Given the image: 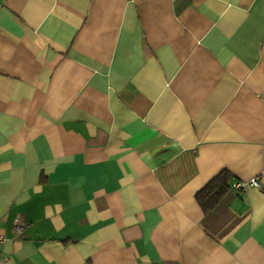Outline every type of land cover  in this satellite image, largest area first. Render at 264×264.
<instances>
[{
    "label": "crops",
    "instance_id": "crops-1",
    "mask_svg": "<svg viewBox=\"0 0 264 264\" xmlns=\"http://www.w3.org/2000/svg\"><path fill=\"white\" fill-rule=\"evenodd\" d=\"M0 236L1 264H264V0H0Z\"/></svg>",
    "mask_w": 264,
    "mask_h": 264
},
{
    "label": "trees",
    "instance_id": "trees-1",
    "mask_svg": "<svg viewBox=\"0 0 264 264\" xmlns=\"http://www.w3.org/2000/svg\"><path fill=\"white\" fill-rule=\"evenodd\" d=\"M232 181V175L226 170H221L195 193V200L203 213L212 211L220 203L229 191Z\"/></svg>",
    "mask_w": 264,
    "mask_h": 264
},
{
    "label": "built area",
    "instance_id": "built-area-1",
    "mask_svg": "<svg viewBox=\"0 0 264 264\" xmlns=\"http://www.w3.org/2000/svg\"><path fill=\"white\" fill-rule=\"evenodd\" d=\"M244 183H241V182H235L232 187L238 191V192H241L243 189H244ZM15 231L18 232L20 230V226L18 225V221H16L15 223V227H14ZM2 241V237L0 236V242ZM1 264V262H0Z\"/></svg>",
    "mask_w": 264,
    "mask_h": 264
}]
</instances>
